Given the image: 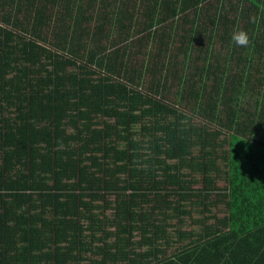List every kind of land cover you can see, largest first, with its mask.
Returning <instances> with one entry per match:
<instances>
[{
	"label": "trees",
	"instance_id": "1",
	"mask_svg": "<svg viewBox=\"0 0 264 264\" xmlns=\"http://www.w3.org/2000/svg\"><path fill=\"white\" fill-rule=\"evenodd\" d=\"M210 1L0 0V264H264V0ZM167 202L225 213L166 256Z\"/></svg>",
	"mask_w": 264,
	"mask_h": 264
},
{
	"label": "crops",
	"instance_id": "2",
	"mask_svg": "<svg viewBox=\"0 0 264 264\" xmlns=\"http://www.w3.org/2000/svg\"><path fill=\"white\" fill-rule=\"evenodd\" d=\"M173 190V189H172ZM106 200L109 201H114V195H111L109 198ZM102 201H100L101 203ZM169 202V201H168ZM166 203L162 205V208L160 209V219L161 221L165 222L163 228L161 229V235L159 238V243L160 245L162 244V247L164 249V254L166 256L174 255L177 253V251L180 249L182 245L185 243H188L192 240H195L203 233L204 230L207 229L208 226H212L215 223V215L211 212L210 210H206L203 216L205 217L203 222L197 223L198 217H194V213L192 211H197V213L201 212V206L198 204V202L192 206L188 204H184L180 209H172L168 210L166 205L169 203ZM113 205V204H112ZM172 208V207H169ZM114 212L113 208H106L105 210H102L101 213L97 215L99 220H105V218H110L112 216V213ZM167 214H169V218L167 219ZM171 220V223L169 221ZM188 219V220H187ZM187 220V221H186ZM105 222V221H104ZM189 222L191 223V228L190 229H183L184 225ZM197 223L198 226H195ZM195 226V228L192 229V226ZM165 229L167 231H172L175 230V234H170V236H173V240L170 237V240H164L165 236ZM109 231V234L105 235V232ZM96 235H98L100 241H105L108 240L110 242L115 240V233L116 229L114 225H107L103 223L102 225L100 224L99 227H97L96 231L94 232ZM137 233V232H136ZM135 233V234H136ZM182 234L181 236H178V234ZM134 234V235H135ZM138 235V233L136 234ZM201 237V236H200ZM134 238V236H133ZM98 240L94 242V244H97ZM172 243L174 246H171ZM161 247V246H160Z\"/></svg>",
	"mask_w": 264,
	"mask_h": 264
},
{
	"label": "rangeland",
	"instance_id": "3",
	"mask_svg": "<svg viewBox=\"0 0 264 264\" xmlns=\"http://www.w3.org/2000/svg\"><path fill=\"white\" fill-rule=\"evenodd\" d=\"M110 1V0H109ZM129 1V3H132V2H134V0H128ZM212 1V0H211ZM210 1V2H211ZM129 3H127L126 2V4H129ZM211 4H213V2H211ZM113 7V1H111V4L109 5V7L108 8H112ZM187 13H186V15H188V17L189 18H191L192 16H193V10L190 8V9H188L187 11H186ZM112 17H114V15H112ZM107 18H109L110 19V17L109 16H107ZM143 19L142 18H140V19H136V21L135 22H133V30L131 31V33H130V36L131 37H133L132 39H133V41H134V38H138V37H140V31H136L137 29H139V26H138V21H142ZM114 21V26H113V28L111 29V34L109 35V38H110V40L111 39H115V38H120V40H122V37H120L119 36V30L116 28V21L115 20H113ZM125 22H128L129 21V19H125L124 20ZM134 21V20H133ZM163 25V24H162ZM161 25V26H162ZM185 28L187 27V26H185V25H183ZM167 27H168V25L167 24H165V27L164 26H162L161 28H163V29H167ZM107 28H108V24L105 26V28H104V30H107ZM143 35L145 34V32L144 33H142ZM103 43H105V41H103ZM144 43V42H143ZM123 43H122V41H119V42H117L115 45H122ZM147 46H145L144 44H140V46H137V45H133L132 46V48H131V53H132V55L134 56V57H131V62H134L135 60L136 61H139L143 56H145V55H147L146 54V51H147V49H150V44L148 43V44H146ZM111 48V47H110ZM139 50V53H134L133 51H138ZM213 49L214 50H216V51H218V52H220V54L223 56L224 54H225V52H226V47H225V45H223V43L221 42V41H219V40H217L215 43H214V47H213ZM181 57H178V60L181 62V59L183 58L182 57V55H180ZM222 56H220V57H217V60H218V62L221 64L222 63V60H223V57ZM181 110H184V111H188V108H186V107H184V108H182ZM185 171H188L187 169H185ZM189 172V175H188V178H194V179H196L195 181H194V183L191 185V188L192 189H196V188H201L202 187V185H203V183L201 182V176L199 175V173L198 172H190V171H188ZM217 184L218 185H223L224 184V181H223V179L222 178H220V179H218L217 180ZM111 196V195H110ZM109 196V197H110ZM193 213H194V217H198V218H200V217H202L203 216V214L205 213V211H203V212H199V213H197V211H192ZM211 212L216 216V217H220V216H222L224 213H225V211L223 210V206L222 205H219V206H216V207H211ZM171 220L172 219H170V221H169V223H171ZM188 220V219H187ZM186 220V221H187ZM195 226H198L197 225V223L195 224ZM195 226L193 225L192 226V229L193 228H195ZM191 228V223H189V222H187L185 225H184V228L183 229H190ZM136 232H134V234H135ZM139 238V236L138 235H134V240H137ZM171 239L173 240V236H171ZM146 246V245H145ZM171 246H174V244L172 243V245ZM144 247V246H143Z\"/></svg>",
	"mask_w": 264,
	"mask_h": 264
},
{
	"label": "clouds",
	"instance_id": "4",
	"mask_svg": "<svg viewBox=\"0 0 264 264\" xmlns=\"http://www.w3.org/2000/svg\"><path fill=\"white\" fill-rule=\"evenodd\" d=\"M231 41L237 47L247 48L250 43V37L247 31L237 30L232 33Z\"/></svg>",
	"mask_w": 264,
	"mask_h": 264
}]
</instances>
